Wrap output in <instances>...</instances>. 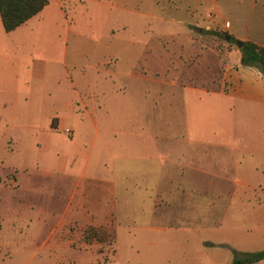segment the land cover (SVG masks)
<instances>
[{
  "label": "rangeland",
  "instance_id": "obj_1",
  "mask_svg": "<svg viewBox=\"0 0 264 264\" xmlns=\"http://www.w3.org/2000/svg\"><path fill=\"white\" fill-rule=\"evenodd\" d=\"M263 32L264 0H47L0 23V264L263 248L264 77L236 44Z\"/></svg>",
  "mask_w": 264,
  "mask_h": 264
},
{
  "label": "trees",
  "instance_id": "obj_2",
  "mask_svg": "<svg viewBox=\"0 0 264 264\" xmlns=\"http://www.w3.org/2000/svg\"><path fill=\"white\" fill-rule=\"evenodd\" d=\"M47 0H0V23L4 31H9L37 13ZM232 38V36H230ZM240 63L255 66L264 77V47L251 40H242L238 47ZM88 226V232H92ZM94 229V228H93ZM93 233V232H92ZM90 235V234H88ZM93 235V234H91ZM264 257V247L247 253L242 258H233L231 264L249 263Z\"/></svg>",
  "mask_w": 264,
  "mask_h": 264
},
{
  "label": "crops",
  "instance_id": "obj_3",
  "mask_svg": "<svg viewBox=\"0 0 264 264\" xmlns=\"http://www.w3.org/2000/svg\"><path fill=\"white\" fill-rule=\"evenodd\" d=\"M263 36H264V32H263ZM262 47H264L263 45H262ZM258 70V69H257ZM113 73H114V71H113ZM113 80V76L111 77V80L110 81H112ZM107 81H109V80H107ZM189 88H194V87H189ZM261 94H262V96L261 95H259V94H257L258 96H261L262 97V99H264V90L263 91H261ZM85 107V106H84Z\"/></svg>",
  "mask_w": 264,
  "mask_h": 264
},
{
  "label": "water",
  "instance_id": "obj_4",
  "mask_svg": "<svg viewBox=\"0 0 264 264\" xmlns=\"http://www.w3.org/2000/svg\"><path fill=\"white\" fill-rule=\"evenodd\" d=\"M241 43H242V41H241V40H239V39H237V40H236V44H237L238 46H240V45H241Z\"/></svg>",
  "mask_w": 264,
  "mask_h": 264
},
{
  "label": "built area",
  "instance_id": "obj_5",
  "mask_svg": "<svg viewBox=\"0 0 264 264\" xmlns=\"http://www.w3.org/2000/svg\"><path fill=\"white\" fill-rule=\"evenodd\" d=\"M65 130H68L67 128Z\"/></svg>",
  "mask_w": 264,
  "mask_h": 264
}]
</instances>
